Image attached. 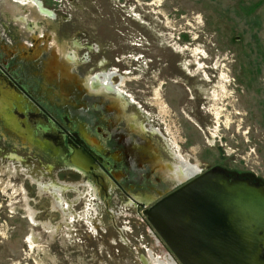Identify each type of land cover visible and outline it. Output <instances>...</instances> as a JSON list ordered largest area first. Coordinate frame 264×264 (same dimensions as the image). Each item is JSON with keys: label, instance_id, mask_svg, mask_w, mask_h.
Instances as JSON below:
<instances>
[{"label": "rangeland", "instance_id": "1", "mask_svg": "<svg viewBox=\"0 0 264 264\" xmlns=\"http://www.w3.org/2000/svg\"><path fill=\"white\" fill-rule=\"evenodd\" d=\"M17 1L0 0V264L168 262L146 208L129 207L137 203L125 193L148 204L178 186L158 169L175 161L147 122L141 132L144 116L168 141L170 127L194 166L264 187V0H42L55 13L43 10L46 19L36 12L41 4ZM73 39L83 45L74 50L75 72L67 59ZM87 45L97 50L85 61ZM118 67L130 70L119 77ZM109 77L144 115L132 107L138 117H117L86 96L82 85ZM223 82L218 122L207 94ZM86 136L105 145V167L118 182L101 168L87 174L66 163ZM52 186L63 190L64 212Z\"/></svg>", "mask_w": 264, "mask_h": 264}, {"label": "water", "instance_id": "2", "mask_svg": "<svg viewBox=\"0 0 264 264\" xmlns=\"http://www.w3.org/2000/svg\"><path fill=\"white\" fill-rule=\"evenodd\" d=\"M144 215L180 264H264V187L249 180L197 173Z\"/></svg>", "mask_w": 264, "mask_h": 264}, {"label": "flooded vegetation", "instance_id": "3", "mask_svg": "<svg viewBox=\"0 0 264 264\" xmlns=\"http://www.w3.org/2000/svg\"><path fill=\"white\" fill-rule=\"evenodd\" d=\"M20 2H22L21 0H19ZM19 1H17V2H19ZM26 1H29V0H26ZM31 1H33L34 3H35V6H36V8L38 9V6H37V4L39 5V3H41V5H42V8L44 9V10H49V11H51L50 9H48L46 6H45V3L42 1V0H31ZM63 1V0H62ZM18 4V3H17ZM20 4V3H19ZM39 10V9H38ZM38 10L36 11L38 14V16L39 17H41V18H47L46 16H42V14H41V12H42V10H39V12H38ZM52 12V11H51ZM9 13V12H8ZM54 12H52V14H53ZM5 11H4V17H5ZM55 14V13H54ZM48 16V15H47ZM56 16L57 15H55V18H56ZM49 17V16H48ZM12 18H14L15 19V22L17 23L18 21H17V19H16V17L12 14ZM28 23H29V25H28V27L30 26V25H32V24H34L33 23V21L31 22V20H29L28 21ZM18 24V27H20V25L19 24H21V23H17ZM31 41H34L35 43H36V39L34 38L33 40L31 39ZM81 46H83V45H81V43L80 42H78L76 39H73L72 41H71V44H70V49H68V52H67V59H68V57H70L71 58V61L70 62H72L71 63V65H70V68H71V70L73 71V72H75V71H77L76 70V68H74V66H75V63L77 62V59H76V57H75V54H74V50H77V49H79ZM84 48V51H85V53H84V60L85 61H88L89 60V58H90V56H89V54H90V52L93 50V51H95V50H97V49H95V48H93V47H91L90 45H87L86 47H83ZM30 50H32V48H30ZM127 66H129V65H125L124 64V67H127ZM134 66L132 65L131 66V68H133ZM128 68H130V67H128ZM128 68H125V69H123L122 67H118V68H115V73L117 74V76H119V77H121V76H123V75H121V74H125L124 72L126 71V69H128ZM128 70H130V69H128ZM113 71L111 72H108V73H106V74H110V73H114ZM121 73V74H120ZM96 76H103V74H97V75H95V77ZM97 80V81H96ZM94 79L93 80V82H92V84H91V88L89 87V86H87V85H82L83 86V91L86 93V96L88 97V98H96V99H99V100H103V102H107L108 104H110L111 105V107L112 108H110V110H113L114 111V115L115 116H117L118 117V114H119V112H122L123 114H124V117H125V115H135L136 117H138L137 116V114L133 111V110H131V108L132 107H134L135 109H137V110H140V109H142L141 107H139L140 105L139 104H137L133 99H131V97H129L127 94H126V91H121V89H120V85L119 84H116L115 82H113V80L111 81V79H110V77H109V80L107 79V80H105V82L104 81H101L99 78H97V79ZM110 81V82H109ZM104 82V83H103ZM108 82V83H107ZM97 83V84H96ZM111 83V84H110ZM96 84V85H95ZM104 87V88H103ZM92 88L95 90V91H99V90H110L109 92H104V93H99V94H97V93H93L92 92ZM106 90V91H107ZM204 92V91H203ZM118 94L119 96H121V94H123L124 95V97H125V100L127 101V105H125V107L124 106H121V107H116V103L117 102H115V101H112V99H111V97H117L116 96V94ZM104 100H106V101H104ZM156 101H157V99H156ZM156 101H155V103H156ZM122 105V104H121ZM208 110V108L206 109V111ZM140 112H142V110H140ZM208 112V111H207ZM133 113V114H132ZM144 112H142V114H143ZM168 113V109H167V112H166V114ZM166 114L165 115H162L161 114V117H162V120H163V122L164 123H167V120H166V118H167V116H166ZM209 114V113H208ZM144 115V114H143ZM210 116H212V115H210ZM124 117H122L123 119H125V121L124 122H126L125 124H127V126L130 128V126H129V124H131V121H129V123H128V121H127V119L126 118H124ZM144 119L143 120H141V124H142V129H143V131H141V132H145V131H148V128L147 127H149L151 130H153V132H151V131H148V133H151L153 136L156 134V136L158 137V139H159V141L161 140L162 141V146H163V148H164V151H165V153H167V155H168V157L169 158H171V157H173L172 159L175 161V163L173 164H171V163H162V164H160L159 165V167H158V169H160V171H161V173H163V174H165L166 176H168L169 178H171V180H174L177 184H178V186H180V185H182V183L184 182V181H186L187 179H189V178H191L192 176H194V174L196 175L197 173H203V172H206V171H208V170H206V169H200V168H198L197 166H194V164H192V163H190L185 157H183L182 156V154L179 152V147H178V145H176V143L174 142V140H172V135H171V130H170V127L169 128H167V130H166V132L168 133V136H171L170 137V139H169V141L172 143V145L170 144V142L168 141V139L165 137L166 136V134L164 133V132H162L165 136V138L164 137H161V131L160 130H158V129H156V126H153L152 128H151V119L150 118H148V116H144L143 117ZM140 120V119H139ZM146 122H147V124H146ZM144 124H146V126H144ZM145 127V128H144ZM146 129V130H145ZM140 131H137V132H140ZM21 133V137H24V139H28L27 138V135L25 134H23L22 132H20ZM133 133V132H132ZM87 138L85 139V137H84V147H78L77 145L75 146V145H71V147H72V152H71V154L69 155V162H66L68 165H70L72 168H76L78 171H81V172H85V173H87V174H90L91 173V171L93 172L94 170H96V169H99V168H101V169H103L104 170V173H106L114 182H118L119 180L117 179V177H115L110 171H108L107 170V167H105L109 162L106 160V156H108L107 154H108V151H107V148L105 147V145L103 146V143H102V141L101 140H99V138H97V137H95V138H91L90 140H89V137L88 136H86ZM164 138V139H163ZM96 139V140H95ZM172 140V141H171ZM176 147V149H175V151H174V147ZM93 149V151H91ZM77 150H79V151H81L82 153H83V155L88 159L87 161H88V163H89V165H87L88 167H89V169L88 170H85L84 171V165H82L83 164V161L81 162V161H74V163L76 164L75 166H74V164L71 162V159H72V157L75 155V153H76V151ZM126 154H128L127 152H126ZM131 155H134L133 153H130ZM11 156H10V158H12V160L14 161V162H19V161H21V160H23V158H22V156H20V155H16L15 153H11L10 154ZM129 155V154H128ZM9 158V157H8ZM129 158V157H128ZM127 158V159H128ZM131 158V157H130ZM134 161H135V158H132ZM116 160H117V163H121L122 161L119 159V156H118V159L116 158ZM87 163V164H88ZM138 163V162H137ZM146 163V164H145ZM144 164L143 163H138V165H141L142 164V167H149V169H150V171L151 172H154L155 173V171H154V167H153V164H149L148 162H145ZM110 165V164H109ZM111 166V165H110ZM117 166V165H116ZM185 166V167H184ZM185 170H190L188 173H189V175L190 176H187V175H185V172H183L184 171V169ZM190 168V169H189ZM194 170V171H193ZM180 172V173H179ZM183 172V173H182ZM192 172V173H191ZM191 173V174H190ZM183 175H185V176H183ZM188 177V178H187ZM237 179V178H236ZM243 179V178H242ZM178 186H176L175 188H177ZM54 187V188H53ZM175 188H172V189H170V190H168V191H166V192H162V193H159V195L157 196V199H155L153 202H156V201H158L159 199H161L163 196H165L166 194H168L169 192H171L172 190H174ZM49 189H51V193L53 194V196L54 197H56L57 198V202H56V204H57V206H58V208L59 209H62L63 210V212L65 211L64 210V206H63V203L61 204V202H63V190H62V188H58L57 186H52L51 188H49ZM57 189V190H56ZM95 189V188H94ZM55 191H57L56 193H55ZM95 192H96V189H95ZM125 193H126V195H127V197H128V201H129V203L130 202H133V203H137L136 205L137 206H129V207H135L136 209H139V208H149L151 205H153L152 203H143V202H141V201H139L137 198H136V196H134V195H132V194H130L128 191H126L125 190ZM134 208V209H135ZM145 218H146V216H145ZM147 219V218H146ZM150 225V224H149ZM151 226V225H150ZM152 227V226H151ZM150 228V227H149ZM153 228V227H152ZM149 230V229H148ZM149 231H151V233H150V235L151 236H155V238H157L158 236L157 235H155L154 233H153V229H150ZM155 231V230H154ZM157 236V237H156ZM160 238V237H159ZM161 239V238H160ZM162 240V239H161ZM163 241V240H162ZM164 242V241H163ZM127 246V245H126ZM128 247V246H127ZM131 247H132V245H131ZM168 250V249H167ZM168 251H170V250H168ZM262 254H263V259H264V245L262 246ZM170 255H171V257H167L169 260H171V262L172 263H174V264H178L177 262V260L172 256V252L170 251ZM159 262H165V261H159Z\"/></svg>", "mask_w": 264, "mask_h": 264}, {"label": "bare ground", "instance_id": "4", "mask_svg": "<svg viewBox=\"0 0 264 264\" xmlns=\"http://www.w3.org/2000/svg\"><path fill=\"white\" fill-rule=\"evenodd\" d=\"M195 53V52H194ZM195 57H196V54H195ZM223 81L225 82L226 80V77H222ZM97 81V80H96ZM222 83L221 85H219L215 90L212 91V93H208L207 94V100H209L210 102V105L209 106H212L211 107V110L209 111V115H212L213 117H215L216 120H218V122L220 121V116L223 115L222 114V108L224 107L223 104L225 102L222 101L224 98H227L228 96V93H227V87H226V84L225 83ZM104 83V82H103ZM108 83V82H107ZM97 84V83H96ZM95 84V85H96ZM157 94V93H156ZM122 95V94H121ZM160 96V95H159ZM159 98V97H158ZM228 99V98H227ZM223 102V103H222ZM162 105H165V104H162ZM163 107V106H162ZM165 108V106H164ZM163 108V109H164ZM214 119V118H213ZM88 159L83 155V153L79 150L76 151L75 155H74V161H83V164L85 167H87V165H89ZM88 163V164H87ZM185 167V166H184ZM184 169V168H183ZM190 169V168H189ZM190 171V170H189ZM188 170H185L183 172H185V175L187 176H190L189 175V172ZM194 171V170H193ZM182 172V173H183ZM180 173V172H179ZM192 173V172H191ZM190 173V174H191ZM183 175V176H185ZM195 175V174H194ZM193 177V176H192ZM188 178V177H187ZM50 188V187H49ZM54 188V187H53ZM51 190V189H50ZM57 190V189H56ZM57 191H55L56 193ZM57 194V193H56ZM157 264H174L171 262V260L168 259V262L165 261V262H158V261H155ZM178 264H180L179 262H177Z\"/></svg>", "mask_w": 264, "mask_h": 264}]
</instances>
